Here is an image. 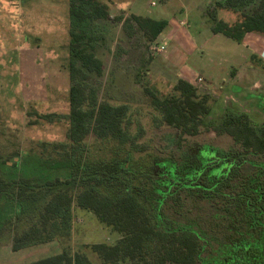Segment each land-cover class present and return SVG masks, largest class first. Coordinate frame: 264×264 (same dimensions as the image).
I'll use <instances>...</instances> for the list:
<instances>
[{"label": "trees", "instance_id": "16d2710c", "mask_svg": "<svg viewBox=\"0 0 264 264\" xmlns=\"http://www.w3.org/2000/svg\"><path fill=\"white\" fill-rule=\"evenodd\" d=\"M221 11L238 17L229 22ZM109 16V5L102 0H69L73 80L104 73L103 61L91 49L92 25ZM206 19L214 33L237 42L248 32L264 35V0H212ZM124 22L126 29L137 24L148 45L169 25L167 19L136 14ZM250 62L264 70L257 55ZM147 92L162 122L177 130L167 139L171 145L166 151L135 158L148 145L127 141L122 122L128 106L99 104L95 92L88 96L72 85L68 144L45 149L34 158L39 167L27 163L29 155H0V239L7 235L18 251L61 238L71 228L76 202L122 236L114 244L86 246L75 254L66 247L32 264H118L127 258L134 264H264V122L233 103L212 119L222 96L183 77L169 93ZM249 95L264 113V94ZM205 127L229 135L233 145L192 139ZM92 133L128 147L93 160L88 144ZM198 205L206 212L189 217L186 213Z\"/></svg>", "mask_w": 264, "mask_h": 264}, {"label": "rangeland", "instance_id": "374dc122", "mask_svg": "<svg viewBox=\"0 0 264 264\" xmlns=\"http://www.w3.org/2000/svg\"><path fill=\"white\" fill-rule=\"evenodd\" d=\"M102 1L108 3L110 16L93 22L91 49L103 61L104 73L99 76L89 73L81 81L70 76L69 0H0V155H29L27 163L39 167L35 159L45 149L53 150L55 143L68 144L72 85L81 86L88 96L95 92L99 104L128 106L122 122L127 141L136 140L139 144L148 145L146 152L134 153L137 159L166 151L165 147L171 145L167 139L175 136L177 130L162 122L161 112L153 105L147 89L159 96L169 93L181 74L195 84L198 77H203L200 89L222 96L211 114L212 119L223 115L228 105L233 103L243 111L249 109L256 120L264 122V113L257 98L248 95L251 91L255 95L264 94L251 87L254 78L264 77V70L243 69L252 55H257L264 64V35L251 32L237 42L214 34L207 30L210 24L204 19L207 18L209 0H189L195 19L188 20V26L178 27L183 36L182 53L177 55L173 52L179 40L163 36L157 43L166 41V50L153 54L137 24L126 29L124 21L135 13L169 21L178 13L180 0ZM153 1H156V6H152ZM200 6L204 10L199 9ZM220 17L234 22L238 16L221 11ZM201 31L203 33L199 36L197 32ZM239 68L242 72L244 70L241 78H238ZM231 80L243 85L244 96L248 95L246 98L232 89ZM223 81L228 82L221 88ZM208 129L203 128L192 139L224 148L233 145L229 135H218L212 128ZM119 141L114 138L99 140L92 133L88 137L90 158L99 159L120 151L117 148L128 147L127 144L119 146ZM177 144L172 148H177ZM197 207L186 214L202 217L207 209L200 205ZM72 210L71 228L65 230L66 234L61 238L57 236L49 241L33 243L18 251L13 250L7 235L1 238L0 264H32L66 247L75 254L86 246L114 244L122 236L100 222L92 211L79 208L76 202ZM90 257L99 263L94 254ZM118 264L134 262L127 258ZM197 264L216 262L203 260Z\"/></svg>", "mask_w": 264, "mask_h": 264}, {"label": "crops", "instance_id": "0c3cea01", "mask_svg": "<svg viewBox=\"0 0 264 264\" xmlns=\"http://www.w3.org/2000/svg\"><path fill=\"white\" fill-rule=\"evenodd\" d=\"M212 0H209L208 1V3H210ZM180 5H179V7H178V13H176V14H174V16H173V18L172 19H170L169 20V25H168V27H167V29L165 30V31H163L159 36H158V39H160V38H162L163 36H171L172 37V39H177V40H179L180 42H179V44H178V47H176L174 50H173V52H174V54H181L182 53V38H183V36L181 35V31H180V29L178 28L179 26H185L182 22L184 21V20H186V21H188V20H190V21H194V19H195V16L193 15V10H192V8H190V3H189V0H180ZM189 3V4H188ZM148 7V6H147ZM195 8H196V6H195ZM144 9V8H143ZM137 10H141V8H137ZM151 11V10H150ZM150 11H146L147 13L148 12H150ZM172 13H173V11H172ZM136 15H143V14H141V13H135ZM126 15L128 16L129 15V13L127 12L126 13ZM126 17V16H125ZM200 19V18H199ZM204 19H206V18H204ZM168 20V19H167ZM199 21V20H198ZM197 21V22H198ZM198 24V23H197ZM199 25V24H198ZM199 26H201V25H199ZM211 30V32L212 33H214L213 31H212V28H211V25H210V28H208L207 30ZM202 33H203V31H201L200 33H198L197 32V34H199V36H201L202 35ZM248 33H251V32H248ZM247 33V34H248ZM214 34H216V33H214ZM157 39V40H158ZM235 67V66H234ZM248 69V70H251V71H259V69L260 68H258V66H256L255 64H253L252 62H250V58H249V61H247L246 62V64H244V66H243V69L245 70V69ZM240 69V68H239ZM244 70H243V72H244ZM261 71V70H260ZM243 72H242V70L240 69L239 70V73H240V75H239V77L238 78H241V77H243ZM261 72H263V71H261ZM180 77H183V78H185V79H187V80H189L190 81V79H188V78H186V77H184V76H182V74L180 75ZM237 79V77L234 79V80H236ZM258 78H254L253 79V83L257 80ZM234 80H231L230 81V83H232V85H233V87H232V89L234 88V91H235V89L236 88H238V89H236V90H238V91H235V92H237V93H239V94H241L242 96H243V98L245 97H247L246 95L244 96V92H243V90H244V88H243V85L240 83V82H237V81H234ZM226 82H228V81H223V83H221L220 84V87L222 88L224 85H226ZM235 92H233V93H235ZM236 93V94H237ZM251 93L252 94H256V93H254V92H252L251 91ZM238 95V94H237ZM250 97V96H249Z\"/></svg>", "mask_w": 264, "mask_h": 264}, {"label": "built area", "instance_id": "2783aa9c", "mask_svg": "<svg viewBox=\"0 0 264 264\" xmlns=\"http://www.w3.org/2000/svg\"><path fill=\"white\" fill-rule=\"evenodd\" d=\"M211 3V2H210ZM152 6H156L157 3L156 1H153L152 3ZM199 9L201 10H204L203 7H199ZM185 26H188V21L184 20L182 22ZM158 40H156L153 44H151L149 46V49L150 51H152L153 54L155 53H163L165 50H166V47H167V42L166 41H163V42H160V43H157ZM159 42V41H158ZM203 77H198L197 80H196V85L199 87L201 86L203 83ZM252 88H254V91H259V92H264V77L262 79H257L251 86ZM228 98V97H227ZM245 112H248L250 113L249 109L246 110Z\"/></svg>", "mask_w": 264, "mask_h": 264}]
</instances>
